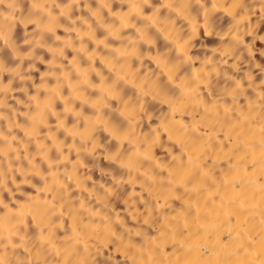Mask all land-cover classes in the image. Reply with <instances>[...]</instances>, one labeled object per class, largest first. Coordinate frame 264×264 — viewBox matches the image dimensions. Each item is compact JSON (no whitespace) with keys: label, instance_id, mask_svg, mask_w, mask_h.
Wrapping results in <instances>:
<instances>
[{"label":"bare ground","instance_id":"obj_1","mask_svg":"<svg viewBox=\"0 0 264 264\" xmlns=\"http://www.w3.org/2000/svg\"><path fill=\"white\" fill-rule=\"evenodd\" d=\"M0 264H264V0H0Z\"/></svg>","mask_w":264,"mask_h":264}]
</instances>
